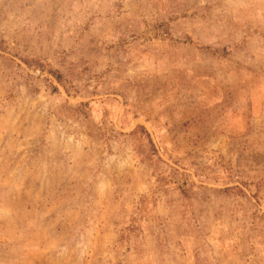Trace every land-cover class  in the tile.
<instances>
[{"label":"rangeland","instance_id":"obj_1","mask_svg":"<svg viewBox=\"0 0 264 264\" xmlns=\"http://www.w3.org/2000/svg\"><path fill=\"white\" fill-rule=\"evenodd\" d=\"M0 264H264V0H0Z\"/></svg>","mask_w":264,"mask_h":264}]
</instances>
